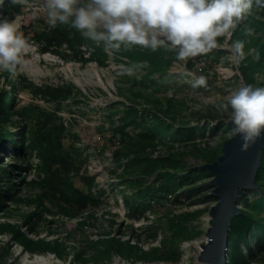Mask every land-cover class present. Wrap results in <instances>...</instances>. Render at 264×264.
<instances>
[{
  "label": "rangeland",
  "instance_id": "rangeland-1",
  "mask_svg": "<svg viewBox=\"0 0 264 264\" xmlns=\"http://www.w3.org/2000/svg\"><path fill=\"white\" fill-rule=\"evenodd\" d=\"M262 13L264 8H257L254 4L250 14L260 17ZM4 18L15 20L19 33L29 45L19 57L20 63L15 74L0 70V95L5 94L4 99L8 101L16 87L14 98L17 108H23L26 114L13 116L11 121L4 124V128L15 134L26 128L27 134H32L33 138L42 134L56 140L60 136L59 141L65 149L81 155L74 165L75 168L69 171V180L84 193L90 191L97 196L98 203L87 201L85 207L77 210V203L63 200L61 204L68 209V213H63L59 202L44 198L43 204L50 212L42 207L38 208L32 199L38 195L43 196L46 191L43 179L47 172L43 166V156L49 146L34 147L28 155L21 157L14 155L11 146L4 144L5 149L0 153V166H9L11 169V165L20 164L26 169L20 174L17 171L12 174V180L16 184L14 194L19 199L4 201L6 207L0 212V223L16 224L33 239L39 238L47 242L59 240L66 244L69 253L65 257H58L50 251L32 253L14 241L8 231H1L2 262L85 264L75 259L76 254L82 251L81 258L90 259L92 252L89 246L102 238H116L144 251L160 248L162 240L170 233L169 219L186 215L188 223L200 234L194 239L179 243L181 255L175 262L127 260L114 254L108 261H88L86 264H197L200 246L206 240L205 230L210 220L208 212L216 203V198L211 194L212 176L196 183V188L190 190L191 192L181 189L167 195L160 203L152 202L135 216L131 213L132 209L125 204V196H131V193L127 185L122 183L121 168L116 167L114 160V154L121 148L122 142L116 138L113 128L119 124L122 110L132 104L129 97L135 92L132 82L125 81L124 76L130 73V68L138 71L136 77L140 78L145 72L147 62L131 63L121 50L109 49L104 50L106 57L101 64L92 58L96 52L95 47L88 43H81L79 47L83 59L74 57L66 44L58 49H42L33 34L52 28L48 23L45 0H27V5H20V9L12 11L11 17L3 15L0 20ZM233 32L229 31L221 37L218 47L213 51L187 61L175 59L168 66L164 79L167 88L155 95L163 101L168 98L182 102V116H178L176 121L195 126L197 116L206 117L211 114L218 116V121L227 125L230 109L225 112L219 105L228 95L246 84L239 69L238 58L235 55L230 56L229 50L234 43ZM201 62L204 69L199 73L196 66ZM199 76L205 77L206 85L192 87L194 78ZM257 80H264V75H258ZM59 90H70V93L64 97L59 94ZM137 100L145 101L143 98ZM152 105L137 107L151 108ZM164 120L174 123L165 116ZM216 123L217 121L213 122ZM127 130L133 134L140 129ZM231 136V132L221 126L217 131L208 133L203 140L214 146ZM171 144L169 141L159 142L153 151L147 150L146 154L155 157L184 150L181 144ZM9 156L11 160H8ZM74 158L76 160L77 157ZM186 161L193 166L201 163L191 157H187ZM83 178L92 179L90 188H87V182ZM153 180L154 176L148 182ZM254 190L258 189L244 190L243 195L253 198L256 196ZM205 196L212 198H204ZM238 205L239 209L243 206L239 203ZM36 207L35 212H39L41 216L31 217L34 220V229L28 232L24 221Z\"/></svg>",
  "mask_w": 264,
  "mask_h": 264
},
{
  "label": "trees",
  "instance_id": "trees-1",
  "mask_svg": "<svg viewBox=\"0 0 264 264\" xmlns=\"http://www.w3.org/2000/svg\"><path fill=\"white\" fill-rule=\"evenodd\" d=\"M20 9V5H13L11 0H4L0 5V17L3 15L12 16V11ZM250 30V31H249ZM234 41L241 40L244 43V58L238 61L240 72L246 84L264 87V80L258 81V75H264V13L261 16L247 15L243 22H240L233 32ZM33 37L42 45V49L49 50L59 48L66 44L72 51L74 57H80L79 49L81 43L92 44L95 53L92 58L103 63L106 57L103 45L98 46L90 39L84 38L81 33L70 24H57L46 31L34 32ZM56 49V51H58ZM253 49L251 52L250 50ZM121 53L126 56L131 63L146 61L145 72L140 78L136 77L138 71L131 70L125 77V81L132 82L135 92H132V104L122 110L119 117V124L113 128L115 136L122 142L121 148L114 154L117 168H121L120 179L130 190L131 196H125V204L132 209L131 213L137 215L142 209L149 207L152 202L160 203L167 195L176 193L181 189L191 192L194 185L200 181L211 177L208 172L199 168L200 164L214 161L220 154L221 148L226 139L219 144L211 146L208 141L203 140L208 133L217 131L221 126L231 132V129L215 115L197 116V124L191 126L188 122L176 121L178 116H182V102L166 98L164 101L155 94L167 88L165 84V73L172 60L176 59V53L169 47H161L155 52L140 46H135L130 50L121 47ZM258 54V59L256 58ZM16 87L13 88V96L8 101L4 99L5 94L0 95V153L5 148L4 144L11 146L14 155L24 157L29 151L35 148H47L43 156V166L47 176L43 179V186L46 189L44 195H38L32 199L37 207H42L46 211L50 210L43 204L44 198L51 202H75L77 210L86 206L87 201L98 203L97 196L90 191L83 192L71 182L69 171L75 168L74 165L81 155L76 151L65 149L59 137L56 140L44 137L42 134L33 138L32 134H27V129L23 128L17 134L4 128L15 115H26L23 108H17ZM148 91V92H147ZM67 97L70 90L58 91ZM144 92H147L145 94ZM137 98L145 99L140 102ZM145 104H153L151 108L140 109L137 107ZM140 113H143L140 115ZM164 116L174 123L164 120ZM206 119V121H204ZM203 121V123H202ZM217 121L216 124L213 122ZM40 124V121H35ZM178 122L179 124H175ZM127 128L140 129L130 134ZM34 129V128H33ZM169 141L171 145L178 143L183 145L184 150L169 152L166 155L151 157L147 150H154L159 142ZM11 156L8 157V160ZM74 157H77L76 160ZM187 157L200 160L198 165H189ZM1 163V162H0ZM26 169L20 164L0 166V212L5 210L4 201H18L14 194L16 184L12 180L14 171L21 173ZM154 176L152 182H148ZM87 182V188L91 187L92 179L83 178ZM257 189L253 192L255 197L247 198L243 195L238 203L242 204L239 214L231 220L230 233L227 251V264H264V150L260 167L256 175ZM191 190V191H190ZM212 198L205 196L204 198ZM178 201V198L174 199ZM216 200V199H214ZM85 205V206H84ZM35 208L34 212L25 218V225L29 231H33L35 216L40 218L39 212ZM60 210L68 213L67 207L61 204ZM83 224V223H82ZM169 236H166L160 248H151L148 251L140 250L128 242H121L116 238H102L89 246L91 258L82 259V251L77 253L75 259L87 263H102L108 261L114 254L120 255L127 260L143 261H171L175 262L180 258L179 243L184 240L194 239L200 234L188 221L186 215H178L169 219ZM8 231L13 240L22 244L29 252L50 251L58 257L68 255L65 243L54 240L47 242L43 239H33L20 230V226L8 222L0 223V232ZM0 264H12L2 262Z\"/></svg>",
  "mask_w": 264,
  "mask_h": 264
},
{
  "label": "clouds",
  "instance_id": "clouds-1",
  "mask_svg": "<svg viewBox=\"0 0 264 264\" xmlns=\"http://www.w3.org/2000/svg\"><path fill=\"white\" fill-rule=\"evenodd\" d=\"M3 3L0 0V5ZM11 3L25 6L27 0ZM254 4L264 8V0H45L50 27L70 24L105 50L140 46L155 52L169 47L179 61L216 49L219 39L235 31ZM28 46L15 20H0V70L15 74L19 57ZM243 47V41H234L230 56L242 60ZM205 85L203 76L192 82L194 88ZM219 108L225 112L230 109L231 135L241 136L242 151L264 134V87L245 84L228 95Z\"/></svg>",
  "mask_w": 264,
  "mask_h": 264
},
{
  "label": "water",
  "instance_id": "water-1",
  "mask_svg": "<svg viewBox=\"0 0 264 264\" xmlns=\"http://www.w3.org/2000/svg\"><path fill=\"white\" fill-rule=\"evenodd\" d=\"M227 126L231 129L230 120ZM240 135L224 141L221 154L199 168L212 176L211 194L216 203L209 209V225L205 230V243L200 246L197 257L200 264H227V251L231 220L239 214L238 200L244 190L257 189V171L264 150V134L256 139L246 151L241 150Z\"/></svg>",
  "mask_w": 264,
  "mask_h": 264
},
{
  "label": "built area",
  "instance_id": "built-area-1",
  "mask_svg": "<svg viewBox=\"0 0 264 264\" xmlns=\"http://www.w3.org/2000/svg\"><path fill=\"white\" fill-rule=\"evenodd\" d=\"M204 64L201 62L196 66V70H198L199 73L203 72ZM200 250V249H199ZM200 264V263H197Z\"/></svg>",
  "mask_w": 264,
  "mask_h": 264
}]
</instances>
